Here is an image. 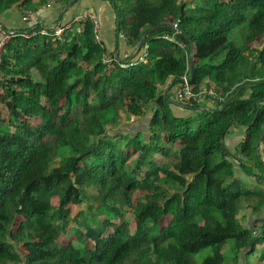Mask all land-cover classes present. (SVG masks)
Returning <instances> with one entry per match:
<instances>
[{
  "label": "trees",
  "instance_id": "trees-1",
  "mask_svg": "<svg viewBox=\"0 0 264 264\" xmlns=\"http://www.w3.org/2000/svg\"><path fill=\"white\" fill-rule=\"evenodd\" d=\"M81 1L0 16L53 5L59 22ZM96 1L113 51L89 20L63 42L0 23V264H264V0ZM183 76L222 101L177 103Z\"/></svg>",
  "mask_w": 264,
  "mask_h": 264
},
{
  "label": "built area",
  "instance_id": "built-area-1",
  "mask_svg": "<svg viewBox=\"0 0 264 264\" xmlns=\"http://www.w3.org/2000/svg\"><path fill=\"white\" fill-rule=\"evenodd\" d=\"M31 13L29 11L24 12V17L22 18L23 21L27 22L30 19ZM87 20L92 22L94 28V33L96 35V39L101 40L99 31H100V21L97 18L96 13L93 11L88 10H82L80 13L76 14L67 24H65L63 27L56 25L55 27L48 29V30H42L41 33L43 35H47L48 33L52 32L53 37L59 41L63 42V34L64 31L69 29L72 26H76V28H79L81 24H84ZM80 31V29H78ZM9 34L4 30L0 29V59L1 55L4 49L5 44L9 41ZM123 40V39H122ZM124 42V40H123ZM129 57L128 52L124 53L121 58L127 59ZM147 53L145 50L139 52L135 58L130 60L129 65H132V63L135 62H146ZM104 63L110 64L111 59L108 58L106 55L104 57ZM173 98L177 103L185 104V105H192L193 103H199V102H208L210 105H216V103L222 101L220 97H218L211 89H202L198 93H194L191 90V87L189 85L188 79L186 76H183L180 80V82L176 85L173 91Z\"/></svg>",
  "mask_w": 264,
  "mask_h": 264
},
{
  "label": "crops",
  "instance_id": "crops-1",
  "mask_svg": "<svg viewBox=\"0 0 264 264\" xmlns=\"http://www.w3.org/2000/svg\"><path fill=\"white\" fill-rule=\"evenodd\" d=\"M82 10H88L93 11L96 13L98 20L102 22L107 23V26L109 28L112 27L113 35H114V23L113 26L110 27V22L114 16L112 14V10L110 6L104 2L100 1H92V0H82L81 3L76 7L73 8L71 11H68L62 15L61 21L57 22L59 20L60 14L62 13L60 11L59 6H53L48 5L46 7L39 8L34 14L31 13L30 19L25 22L22 20L24 17V12L18 10L16 7L11 8L9 11L5 12L3 15L0 16V23L2 27L6 29H20L24 27H30L31 25H34L35 23H40L43 26L47 27L48 29H51L55 27L56 25H59L60 23H67L70 18L80 13ZM100 16V18H99ZM115 40V37H114ZM101 41H103V38L101 36ZM104 42V41H103ZM114 44L111 48L107 49L109 51H113ZM127 48L125 46V43L122 41V39L119 40V47L117 50V53L119 56H122L124 53L128 52L126 51ZM174 89L171 91L173 95ZM186 114V112H182V115Z\"/></svg>",
  "mask_w": 264,
  "mask_h": 264
},
{
  "label": "rangeland",
  "instance_id": "rangeland-1",
  "mask_svg": "<svg viewBox=\"0 0 264 264\" xmlns=\"http://www.w3.org/2000/svg\"><path fill=\"white\" fill-rule=\"evenodd\" d=\"M99 18H100V16H99ZM99 21H100V19H99ZM99 23H100V31H99L100 38L102 36L105 46L108 47V48H111L113 46V44H114V35H113L112 27H111V26H113V23H114L113 17H112L111 22H110V27L111 28H109L107 26L106 22H104L102 24V22L100 21ZM232 36H233V34H232ZM202 103H204V102H202ZM145 124H146V122L144 120H142V121H139V120L138 121H134V122H132V123H130L128 125L125 124V126H124L125 128H122V132H124V133L125 132L126 133H134V132H137V131L145 132L146 131L145 130ZM236 139L237 138H231L228 141L229 145H232L233 143H235ZM230 248H231V246L229 245V247H227V253H230V251H229ZM248 261L250 263H255L256 262V256L250 257L248 259Z\"/></svg>",
  "mask_w": 264,
  "mask_h": 264
},
{
  "label": "water",
  "instance_id": "water-1",
  "mask_svg": "<svg viewBox=\"0 0 264 264\" xmlns=\"http://www.w3.org/2000/svg\"><path fill=\"white\" fill-rule=\"evenodd\" d=\"M165 31L168 32L169 34L173 35L176 38H178V37L183 38L184 37V35H182L180 32H177V29L172 27V26L166 28ZM138 47H140V43H139ZM191 64H192V61H191V57H190V59H189V66H190L189 71L192 74Z\"/></svg>",
  "mask_w": 264,
  "mask_h": 264
}]
</instances>
